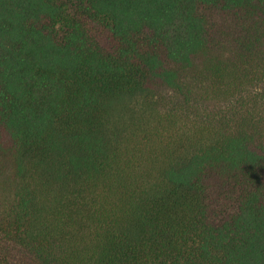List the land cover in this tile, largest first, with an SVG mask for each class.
<instances>
[{
	"label": "trees",
	"instance_id": "trees-1",
	"mask_svg": "<svg viewBox=\"0 0 264 264\" xmlns=\"http://www.w3.org/2000/svg\"><path fill=\"white\" fill-rule=\"evenodd\" d=\"M0 264H264V0H0Z\"/></svg>",
	"mask_w": 264,
	"mask_h": 264
}]
</instances>
